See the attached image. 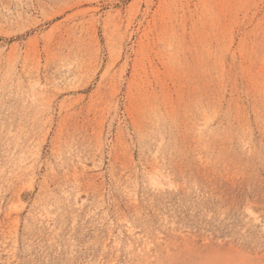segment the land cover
Segmentation results:
<instances>
[{"label":"rangeland","instance_id":"obj_1","mask_svg":"<svg viewBox=\"0 0 264 264\" xmlns=\"http://www.w3.org/2000/svg\"><path fill=\"white\" fill-rule=\"evenodd\" d=\"M0 264H264V0H0Z\"/></svg>","mask_w":264,"mask_h":264}]
</instances>
